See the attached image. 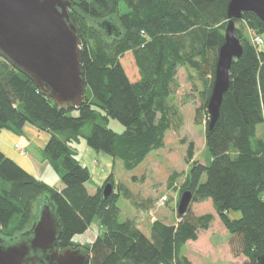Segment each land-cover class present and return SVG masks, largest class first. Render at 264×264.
I'll return each mask as SVG.
<instances>
[{"label": "trees", "instance_id": "trees-1", "mask_svg": "<svg viewBox=\"0 0 264 264\" xmlns=\"http://www.w3.org/2000/svg\"><path fill=\"white\" fill-rule=\"evenodd\" d=\"M68 1L84 73L83 101L77 108H58L0 57V130L17 133L30 125L47 132L43 153L58 176L50 187L0 152V237L24 231L35 218L38 200L48 196L61 224L59 250L83 247L90 254L89 264H190L180 249L208 230L213 215L195 216L189 205L185 214L176 212L175 224L153 221L147 237L135 222H119L117 202L123 197L145 211L156 203L114 184L111 174L101 186L94 184L73 147L83 140L94 152L132 171L163 147L166 131L178 130V110L168 102L178 68L186 67L202 84L194 122L204 124L210 161H194V145L188 144L189 169L178 195L189 191L191 203L210 201L228 233L230 254L244 257L245 264H264V51L243 29L245 24L261 36L264 24L251 12L234 20L241 24L234 34L243 51L232 61L219 117L209 129L206 107L229 0ZM105 21L115 24L117 34L106 35L100 27ZM109 119L120 122L124 131L117 134L100 123ZM107 183L112 192L104 199ZM232 212L239 217L231 219ZM94 220L103 233L88 245L75 244L73 239Z\"/></svg>", "mask_w": 264, "mask_h": 264}, {"label": "water", "instance_id": "water-1", "mask_svg": "<svg viewBox=\"0 0 264 264\" xmlns=\"http://www.w3.org/2000/svg\"><path fill=\"white\" fill-rule=\"evenodd\" d=\"M71 7L68 0H0V57L64 110L77 108L84 92L77 29L69 20ZM244 12L253 13L264 24V0H229L227 4L224 41L217 52L206 107L209 129L219 117L232 61L242 55L234 20L241 19ZM100 27L108 36L117 34L111 21ZM111 192L112 185L105 184L103 198ZM191 199L189 191L180 195L178 215L186 213ZM36 207L35 218L24 231L0 237V264H89L90 254L83 247L57 248L61 224L51 199L42 196Z\"/></svg>", "mask_w": 264, "mask_h": 264}, {"label": "rangeland", "instance_id": "rangeland-1", "mask_svg": "<svg viewBox=\"0 0 264 264\" xmlns=\"http://www.w3.org/2000/svg\"><path fill=\"white\" fill-rule=\"evenodd\" d=\"M120 12L125 11L123 3L119 6ZM241 27L240 23L235 25ZM244 33L252 42L256 37L254 33L246 30L243 25ZM263 44L259 46L264 51V34L259 36ZM253 43V42H252ZM201 81L194 72L186 67H179L175 75V85L172 86L173 94L169 104L178 110L181 123L178 130H168L164 136V145L161 149L151 152L142 163L132 171H126L121 161L111 162L107 170H104L102 177L105 179L111 174L114 184L125 185L133 194H139L142 198H150L155 202L150 211L141 208L137 209L128 200L120 197L117 206L119 208V222L131 220L135 222L137 228L145 235L149 236L151 223L158 220L164 224L171 225L176 222V208L179 200L178 189L182 184L189 165L185 161L187 146L190 142L194 145L193 160L200 164L207 165L210 156L204 143V124H195V109L199 106L198 91L201 89ZM88 92V91H87ZM76 116L77 112H71ZM100 123L117 134L124 131L123 125L114 119ZM89 125L84 130L89 129ZM79 143L84 144L81 140ZM77 148H81V145ZM108 160H111L107 155ZM93 164L104 166L95 159ZM58 176L46 168L42 181L51 182ZM175 177L170 183V179ZM134 178V179H133ZM58 179V178H57ZM103 181V183H104ZM102 183V184H103ZM165 198L161 204L160 200ZM191 213L195 216L212 214L213 220L206 231H199L198 238L194 242L185 243L180 249V255L186 258L190 264H242V259H232L228 255L227 245L228 233L224 229L219 218L216 216L210 201L203 203H190ZM37 213V207L33 210ZM239 217V213L232 212L231 219ZM103 233V228L98 220H94L89 229L77 235L73 242L78 245H88L93 239ZM1 236V235H0ZM234 258V257H233Z\"/></svg>", "mask_w": 264, "mask_h": 264}, {"label": "crops", "instance_id": "crops-1", "mask_svg": "<svg viewBox=\"0 0 264 264\" xmlns=\"http://www.w3.org/2000/svg\"><path fill=\"white\" fill-rule=\"evenodd\" d=\"M49 139V134L45 131H40L33 126L24 125L22 130L17 133H13L7 130H0V152H2L7 158L14 161L19 167L24 169L27 173L32 175L37 180L42 181L43 174L46 168H49L46 157L43 153L44 146ZM81 145V148H77ZM15 146H18L25 151V155L19 154ZM78 156L79 163L82 167L86 168L89 176L94 184L101 186L104 178L102 174L104 170L108 169L111 164L106 156L100 153L94 152L88 148L86 144L76 143L73 144ZM97 159L104 169L101 170L100 166L93 164V160ZM111 159V158H110ZM52 171V170H51ZM104 175V174H103ZM58 178V177H57ZM54 178L51 182L42 181L48 186L52 187L53 183L57 180ZM228 255L232 259H242V264H245L244 257L233 258L230 254L229 248H226Z\"/></svg>", "mask_w": 264, "mask_h": 264}, {"label": "built area", "instance_id": "built-area-1", "mask_svg": "<svg viewBox=\"0 0 264 264\" xmlns=\"http://www.w3.org/2000/svg\"><path fill=\"white\" fill-rule=\"evenodd\" d=\"M142 33V32H141ZM144 35V34H143ZM253 44H255L256 46H260L261 44H263V40L261 37H254L253 40H252ZM15 148L17 149V151L19 152V154L21 155H25V151L22 150L21 148H19L18 146H15ZM165 200V198H162L160 200L161 204L163 203V201Z\"/></svg>", "mask_w": 264, "mask_h": 264}]
</instances>
